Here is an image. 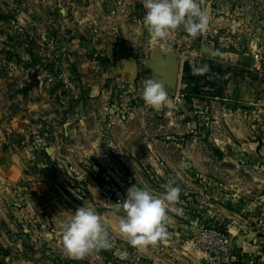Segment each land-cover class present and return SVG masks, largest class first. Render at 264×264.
I'll return each mask as SVG.
<instances>
[{"label": "rangeland", "instance_id": "obj_1", "mask_svg": "<svg viewBox=\"0 0 264 264\" xmlns=\"http://www.w3.org/2000/svg\"><path fill=\"white\" fill-rule=\"evenodd\" d=\"M197 2L206 29L161 41L144 0H0V264H264V0ZM154 44L180 64L160 108L125 72ZM185 64L221 68L220 92L193 93ZM169 182V243L131 245L128 188ZM80 206L110 246L77 258L62 233Z\"/></svg>", "mask_w": 264, "mask_h": 264}, {"label": "clouds", "instance_id": "obj_2", "mask_svg": "<svg viewBox=\"0 0 264 264\" xmlns=\"http://www.w3.org/2000/svg\"><path fill=\"white\" fill-rule=\"evenodd\" d=\"M144 7L143 23L161 41H166L170 32L180 26L195 37L208 24L207 12L197 0H144ZM195 71H206V66ZM142 98L146 105L153 108L169 104L166 87L157 79L144 82ZM164 187L161 195H155L147 188H138L136 184L128 188L121 204L125 214L120 217L118 228L131 245L144 247L169 243L170 233L166 225V221H170L168 208L179 200L181 188L171 182ZM62 245L69 255L77 258L110 246L109 233L94 208H76L64 226Z\"/></svg>", "mask_w": 264, "mask_h": 264}, {"label": "water", "instance_id": "obj_3", "mask_svg": "<svg viewBox=\"0 0 264 264\" xmlns=\"http://www.w3.org/2000/svg\"><path fill=\"white\" fill-rule=\"evenodd\" d=\"M125 72L130 80L157 79L165 85L166 90H174L180 75V64L172 51H164L161 46L154 44L150 57L145 60V69H141L136 60L127 63Z\"/></svg>", "mask_w": 264, "mask_h": 264}, {"label": "trees", "instance_id": "obj_4", "mask_svg": "<svg viewBox=\"0 0 264 264\" xmlns=\"http://www.w3.org/2000/svg\"><path fill=\"white\" fill-rule=\"evenodd\" d=\"M214 71V77L211 76V72ZM183 74L181 77V82L186 83V82H192L193 83V93H199L201 89V81H204V84H208L212 87L217 88V92H220V89L222 87L223 83V71L221 68L213 69L211 68L209 71H203V72H193L191 71L190 67L185 64L183 66ZM240 264V263H239Z\"/></svg>", "mask_w": 264, "mask_h": 264}, {"label": "crops", "instance_id": "obj_5", "mask_svg": "<svg viewBox=\"0 0 264 264\" xmlns=\"http://www.w3.org/2000/svg\"><path fill=\"white\" fill-rule=\"evenodd\" d=\"M125 76L123 75V78H124ZM128 78V77H127ZM67 125L66 124H64L63 125V130H64V132H65V135H67L68 134V132H69V130L67 131V127H66Z\"/></svg>", "mask_w": 264, "mask_h": 264}, {"label": "built area", "instance_id": "obj_6", "mask_svg": "<svg viewBox=\"0 0 264 264\" xmlns=\"http://www.w3.org/2000/svg\"><path fill=\"white\" fill-rule=\"evenodd\" d=\"M230 260H231L230 261L231 263H235V261H236L235 257H231Z\"/></svg>", "mask_w": 264, "mask_h": 264}]
</instances>
